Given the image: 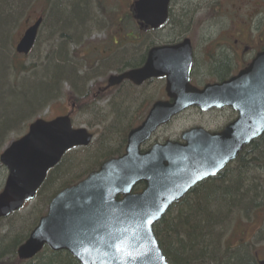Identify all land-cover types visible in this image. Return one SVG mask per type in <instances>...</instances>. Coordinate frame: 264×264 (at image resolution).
<instances>
[{
  "label": "water",
  "instance_id": "1",
  "mask_svg": "<svg viewBox=\"0 0 264 264\" xmlns=\"http://www.w3.org/2000/svg\"><path fill=\"white\" fill-rule=\"evenodd\" d=\"M170 0H138L136 19L153 29L167 18ZM39 19L17 46L28 54L35 43ZM190 42L152 49L145 65L111 76L107 88L124 80L141 85L158 77L167 79V96L158 102L142 125L127 138L126 153L112 159L79 184L58 193L47 214L17 249L21 261L36 257L44 247L67 252L79 264H168L153 227L198 183L214 177L253 140L264 134V52L237 77L199 91L191 87ZM189 107L202 111L231 107L237 120L220 133L193 129L183 134L185 145L167 142L145 154L140 147L156 130ZM93 136L73 129L70 115L52 121L38 119L28 133L13 141L0 156L7 171L0 193V219L32 202L47 174L74 148L87 147ZM145 183L141 194L135 186ZM122 196L121 200H117Z\"/></svg>",
  "mask_w": 264,
  "mask_h": 264
},
{
  "label": "trees",
  "instance_id": "2",
  "mask_svg": "<svg viewBox=\"0 0 264 264\" xmlns=\"http://www.w3.org/2000/svg\"><path fill=\"white\" fill-rule=\"evenodd\" d=\"M35 2L43 6L40 16H45L48 10L44 24L51 22V30L68 35L67 30L72 27L78 35L84 30V16L87 15L86 9L89 8L91 0H0V154L12 134L16 135L26 128L21 127L25 121L44 111L46 107H41L50 100L56 102L60 99L61 81H73L76 78L74 72L68 70L65 59L60 56H53L51 59L47 57L46 64H42L38 69L34 65L27 67L24 62L19 61L23 58L15 54L14 42H11V36L8 34L12 21L17 14L23 15L24 18ZM102 3L103 1H99V4ZM134 21L130 18L125 21L117 19L111 24L122 29L123 25L129 26L134 24ZM10 47L14 54L8 61L6 55ZM132 52L137 55L139 51L133 49ZM123 60L120 59V64ZM125 60L120 72L138 66V62L127 63L128 57ZM219 63L216 62L211 68L216 71ZM43 68V74L40 72L36 75L37 71ZM220 68L222 71L219 69V75L223 77L228 72L229 63L227 68V62L224 61ZM73 95L71 99L76 96ZM122 100L128 102L125 98ZM36 108L41 109L29 119L23 118ZM108 110L113 111L110 127L114 135L102 136L103 138L100 137L90 147L65 155L62 162L49 173L37 194L36 202L45 208V212L57 193L83 180L104 161L117 157L120 154L118 145L113 148L112 142L115 138L119 142L122 134V141L125 142L129 130L139 124L138 121L124 124L129 117V108L124 109L122 105L117 104L116 108L113 105ZM145 115L146 113H143V116ZM120 132L121 134H117ZM259 170L264 173V137L246 148L236 162L224 172L197 185L183 201L173 207L154 227L160 248L169 264H258L256 257L248 252H244V257L241 255L245 249L241 250V244H234V239L237 235L243 236L241 229L247 224L252 225L260 221L258 229L261 225L264 227V199L260 200V197L264 198V178L262 182L255 183ZM139 190L137 188L135 191ZM36 209L41 208L37 206ZM45 212L32 210L27 212L24 218L21 215L24 213H15L8 219L0 220L3 229L9 227L6 232H2L3 229L0 228V264H79L66 252L54 253L48 249L31 261L18 260V247L25 242ZM16 216L18 221L22 219L19 221L22 225L16 227L17 231L13 233L11 221ZM256 234H262V231H257Z\"/></svg>",
  "mask_w": 264,
  "mask_h": 264
},
{
  "label": "rangeland",
  "instance_id": "3",
  "mask_svg": "<svg viewBox=\"0 0 264 264\" xmlns=\"http://www.w3.org/2000/svg\"><path fill=\"white\" fill-rule=\"evenodd\" d=\"M99 1H103V3L99 4ZM248 1L251 5L254 4V1H250V0ZM132 2L133 0H91V3L89 2L88 4L90 10L92 11L91 14L93 17L96 18L99 17L98 19L99 23L95 21L96 25L90 24L91 34L83 39H78L77 41L78 43L82 42V45L78 47L74 45L68 46L67 44H61V47H58V52H57L55 48H57L56 46L59 44V42L54 38H50L51 33L49 32V30L52 27L51 22H48L43 26L45 28L42 29L35 50L32 52V54L29 57L19 59V61L22 63L24 62L26 66L34 65L36 68L39 69L41 68L40 66L42 64H46L45 62L47 60V57L51 59V57L53 56H59L61 53H63L64 48H69L70 49L69 51L72 53L73 51H76L72 56L73 59L72 62L71 59L68 58L69 60L67 59V64L69 65L71 71L74 72V75H76L75 81L77 82V84L70 80L61 81L60 95L58 94L60 96V99L56 102H53L49 107H46L44 111L39 113V115L35 116L33 119L25 121V123L22 124L21 127L22 128L26 127V128L23 131L17 133L16 135L12 134L11 138L9 139V142L6 143L5 147L8 144H10L12 140L17 139L22 135H24L27 132L29 124H31L36 119L41 118L44 120H52L53 118L65 115L68 112H70L72 105H74V107H77L75 100L72 101L68 99L70 95H73V93L75 94L80 90L82 94L83 92L85 93L88 90L91 93H98L95 87L98 86L99 88L105 87L108 78L119 72L118 69L122 68V66L117 67L113 65V63L115 62L120 63L121 62L120 59L121 58L124 59V56L125 59H127L128 55L131 53V50L133 48L130 47V44H128V42L123 43V39L126 34H124L122 30H118V28L113 26L111 23L113 21L115 22L117 19L119 20L124 19L125 16H127V14H129V7L132 4ZM200 2L202 4V9L204 8L206 11L205 13H203L204 9L202 11L200 10L201 12L198 11V4H199L198 0H173V3L171 5L172 14L175 15L177 14V16H174L171 19V24L176 28L174 29V31L185 33L187 38H189L192 41L193 46L196 48L198 59L202 57V51L204 49V46L205 47L212 46L213 44L211 45L207 43L214 40H216L215 42L217 44L218 43L222 44L223 42H225L228 43L229 45L235 44V42L238 40H243L248 44L254 45V47L252 48H259L264 45V13L263 12H260V14L259 12L252 13L253 8L251 9L250 7H248V5L246 6L242 5V7L245 6V8L241 16H238L233 13H228L226 15L220 9L218 10L219 11L218 13H215L214 12L215 10L213 11L214 4L212 7H210L211 5L210 0H200ZM237 2L244 3V1H237ZM36 4L37 2L33 4L34 5L33 8L27 11L24 19L21 21L22 25L19 26V28L17 26L15 32L11 33L12 35L14 34L13 39H15V42L11 37L12 39L11 42L13 41L14 45L17 44V42L23 35L25 29H27V27L30 26L39 17V14L41 13L43 6L40 4L37 5ZM219 5L220 4H218V6ZM47 12L45 13V17L47 15ZM57 15L58 14H56L55 17H57ZM218 15H222V16H218ZM215 20L218 21L221 25L214 22ZM241 21L243 22V24L240 23ZM213 22L214 24H212ZM208 25L214 27H216L217 25L218 27L210 29L207 27ZM124 26L125 25H123V27ZM129 31H133V30H129ZM67 32L69 31L67 30ZM135 32L137 33V30ZM162 33L161 34L158 33V35L157 34L152 35L151 38L152 37L156 38L157 36L160 39L161 38L163 39ZM59 34H62L61 31ZM49 42H52L53 46L55 47L53 48L54 54L47 56V53H49V49H50L48 44H51ZM238 47L240 46L238 45ZM105 50L107 51V53H105ZM57 53L60 54L58 55ZM115 53H116L115 55L116 58L114 60L111 61L109 59L106 60ZM248 53L249 52L246 51L245 53L242 54L241 57L236 58L235 65L233 66L231 65L232 66L231 73L234 74L235 72H237L239 69H241L243 66L247 64L248 59L249 60L251 59V58H247L248 57L247 55H249ZM12 54L14 53L10 47L6 55L8 61H10ZM227 55H229V51ZM61 58H63L64 60L65 55L64 57L61 56ZM125 59L123 63H121L122 65L126 62ZM138 60L139 58L136 57L132 59L131 62H137ZM44 69L45 68L40 69L41 71H37L36 75L40 74V72H42L43 74V71H45ZM74 70H76V72ZM203 70L204 67H196V71H195L196 73L194 76L195 84L203 85V84L216 82L214 81V79H206V78H204L203 79L204 81H202L201 73ZM86 79L88 80L87 82ZM128 88L127 87L118 88L116 90H112V92L110 90L108 93L109 94L108 97H106L104 101L100 104V107L102 109H105L104 113L102 114L95 115L92 114L90 111L87 113H82V112L80 113V110L77 108L78 110H76V112H74L72 116V123L74 127L84 128L89 130V132L95 134V141L102 136L103 137L113 136L114 132L111 130L110 127L113 111L108 110L110 106L114 105V108H116L118 104V105H122L124 109H128V108L130 109L129 117L126 121H124L125 125L126 123L128 124L131 121L133 122L138 121V123H140V121L144 117L143 113H145L146 109L150 106V104L157 99L160 100L164 98V83L157 82L140 90L138 89L132 90L130 88L131 89V90L129 89L130 92H128ZM131 91H132V95L130 96ZM124 98L128 102H122L123 101L122 99ZM78 107H80V105H78ZM39 109L40 108L34 109L29 115L25 114L23 118L26 120L29 119L35 113H37ZM106 116H109V118H107ZM231 119L232 116L223 111L212 112L205 115L198 113L196 111L187 112L183 114V116H181L179 119L171 123L169 126H167L166 128L161 129V131H159L156 134L155 140L173 139L178 135L180 136L182 132L187 131L194 127H202L210 132L219 131ZM117 134H121V132ZM122 137L120 138L119 142L115 138V140L112 142L111 147L116 148V145L119 146L121 143H123L124 141H122L123 140ZM263 178H264V173L259 170L257 172V177H256L257 182L255 183L258 184L262 182ZM5 179H6V172L2 167H0V191L3 188ZM37 206L38 208L41 209H36ZM32 210H38V211L42 210L43 212H45V208L37 201L33 206L22 211L24 215L23 214L21 215L24 218L25 214ZM21 220L22 219H20L19 221ZM19 221L17 216L12 218L11 227L12 230H14L13 233H16L17 231L16 227L22 225ZM258 222L256 224H252V225L247 224V226H244L241 229L243 236H239L236 234L237 237L235 235L236 238L234 239V244L236 243L241 244L240 247L241 250L245 249L242 252V254L240 253L243 257L245 255L244 252H248L249 254L255 256L257 261L264 262V239H262L264 236L260 238L256 234V232L260 229V228L258 229V225H259ZM0 228L3 229L1 226ZM8 229L9 227L8 228L4 227L2 232H6V230L8 231ZM248 253L247 255H249ZM249 263L246 262L244 264H249Z\"/></svg>",
  "mask_w": 264,
  "mask_h": 264
},
{
  "label": "flooded vegetation",
  "instance_id": "4",
  "mask_svg": "<svg viewBox=\"0 0 264 264\" xmlns=\"http://www.w3.org/2000/svg\"><path fill=\"white\" fill-rule=\"evenodd\" d=\"M198 1H199L198 11L201 12L204 8L202 9V4H201L200 0H198ZM237 1H244V3H240ZM250 1H254V4L251 5L248 0H210V3H211L210 7H212L214 4L213 11L215 10L214 11L215 13H218L219 12L218 10L220 9L226 15L228 13H233V14H236L238 16H241L246 5H248V7H250L251 9L253 8L252 13H256V12H259V14H260V12L264 13V0H250ZM218 4H220V5L218 6ZM242 5H245V6L242 7ZM203 12H206L205 9ZM169 15H172L171 10H170ZM218 16H222V15H218ZM214 22L221 25L216 20ZM214 22L212 24H214ZM240 23L243 24L242 21ZM207 27L210 29H213V28H216L218 26L216 25V27H214V26L209 25ZM137 29L140 30L141 32L136 33L135 29H134V32L128 31V35L125 37L127 39L129 38V40L132 42H129V41L124 42L123 41V43L128 42V44H130V46H132V47H134V46L139 47L142 42H147V53H145V54L142 53L140 55V57L143 56L142 59L144 60V63H145L147 56H148V54L152 48L157 47V46H166V47L176 46V45L182 44L185 40L188 39L191 42L192 58H193V65H192V70H191L190 82L193 86L200 88V89L204 88L207 84L198 85V84L194 83V76L196 73L195 72L196 67H204V70L201 73L202 81H204L203 79L206 78V79H214V81H216L214 83H223V82L229 80L233 76V73H231V69H232V66L235 65L236 58L241 57L242 54L247 51V52H249L248 53L249 55H247L248 57L247 56L246 57L253 59L254 57H256V55L258 53H260L264 50V47H263L264 45L259 47V48H252V47H254V45L248 44V43L244 42L243 40L236 41L235 42L236 45L235 44L229 45L228 43H225V42H223L225 44H223V43L217 44L215 42L216 40H214V41H210L209 43H207V44H211V45L213 44L212 46H206V47L204 46V49L202 51V57L198 59L197 53H196V48L193 46L192 41L189 38H187L185 33L176 32L173 30L172 32H170L168 34V36L166 38L160 39L157 36H156V38L155 37L151 38V36L155 35V34L158 35V33L161 34L164 28L163 29L161 28V30L158 33H153L152 30H150L148 27H145V28L144 27H137ZM174 29H176V28H174ZM238 45L240 47H238ZM228 51H229V55H227ZM250 60L248 59V62ZM224 61H225V63L227 62V68H228V63H229V69L227 70L228 72L223 77H220L219 69H220V71H222V69L220 67L224 63ZM216 62H220V63L218 64L219 66H217L218 68L216 69V71H214V69H212L211 67L215 66ZM143 64H139V65H143ZM160 80L165 83V79H155L153 81L155 82V81H160ZM127 83L128 82H125L124 84L127 85ZM121 86H119V87H121ZM116 89H118V87H116L113 90H116ZM99 91L101 93H103V89H100ZM195 111H198V110L195 109Z\"/></svg>",
  "mask_w": 264,
  "mask_h": 264
},
{
  "label": "bare ground",
  "instance_id": "5",
  "mask_svg": "<svg viewBox=\"0 0 264 264\" xmlns=\"http://www.w3.org/2000/svg\"><path fill=\"white\" fill-rule=\"evenodd\" d=\"M86 11H87V15H85L84 16V24H85V27H84V30L82 31V32H80V34H78L77 35V33H76V29H73L72 27H69L68 28V31H69V33H68V36H67V34L65 35V33L64 34H59V33H55L53 30H49V32L51 31V36H50V38H54L55 40H57L58 42H59V44L56 46L57 48H55L56 50H57V52H58V47H61V44L63 43V44H67L68 46H71V45H74V46H76V47H78V46H80V45H82V42H80V43H78L77 41H78V39H83V38H85V37H87V36H89L90 34H91V32H90V29H91V26H90V24H95L96 25V22L95 21H97V23H99V21H98V19H99V17H93L92 16V11L91 10H89V8H87L86 9ZM199 13V12H198ZM203 13H205V12H203ZM174 16H177V14L175 15V14H172V15H168L167 16V18H166V21H165V23L163 24V26H162V29H163V35H162V37H163V39L164 38H166L167 36H168V34L170 33V32H172L173 30H174V26L171 24V19H172V17H174ZM54 17V16H53ZM45 16H40L39 15V17L30 25V26H28L27 27V29L29 28V27H31L32 25H34L39 19H42V23H41V25H40V27H39V29H38V34H37V37H36V40H35V43H34V45H33V48L31 49V51L28 53V54H19V53H17V46H18V44H19V42L21 41V39L23 38V36H24V34H25V32L27 31V29H25V31H24V33H23V35L21 36V38L19 39V41L17 42V44L16 45H14V47H13V50H14V52H15V54L17 55V56H19V57H21V58H25V57H29L31 54H32V52L35 50V48H36V45L38 44V41H39V37H40V34H41V32H42V29L43 28H45V27H43L45 24ZM24 18H23V15H21V14H17L15 17H14V20L12 21V25H11V28L9 29V36H11L12 37V39H13V37H14V34L12 35L11 33L12 32H15V29H16V27L18 26V28H19V26H21L22 25V23H21V21L23 20ZM92 22V23H91ZM19 24V25H18ZM86 24H88V25H86ZM101 24V23H100ZM64 26V25H63ZM209 26V25H208ZM56 34H58V35H56ZM70 34H73V35H70ZM55 35H56V37H55ZM13 41L15 42V39H13ZM49 43H51V44H48L49 45V47H50V49H49V53H47V56H49V55H51V54H54L53 53V48L55 47V46H53V44H52V42H49ZM84 43V42H83ZM9 45V42H7V46ZM137 49V51H139V52H137V55H134L133 54V52H132V50H131V55L129 54L128 55V62L127 63H132L131 62V60L132 59H134V58H138V57H140V55L142 54V53H147V42H142L141 44H140V46L138 47V48H136ZM70 49L69 48H64L63 49V53H59L60 55V57L62 56V57H64V55H65V64L66 65H68L67 64V59L69 58V59H71V62H72V56H73V54L76 52V51H73V53L72 52H70L69 51ZM135 50V49H134ZM139 53V54H138ZM51 57V56H50ZM143 56H141V58H142ZM68 59V60H69ZM121 59H123V58H121ZM124 59H125V56H124ZM124 61V60H123ZM137 62H140V64H143L144 63V60L143 59H139ZM113 65H115V66H117V67H120V66H122V64H120V63H118V62H115V63H113ZM30 66H32V65H29V66H27V67H30ZM68 70H70V68H69V65H68ZM75 72H76V70H74ZM67 82H70V81H67ZM72 82H74V83H76V81H75V79L72 81ZM160 82H161V80H160ZM163 82V81H162ZM10 83V82H9ZM71 84V83H70ZM60 92V91H59ZM128 92H130V90L128 89ZM76 96H75V98L74 99H72V101L73 100H75L76 101V105H77V107L76 108H78L79 110H80V113L82 112V113H87V112H91L92 114H102V113H104V110L105 109H102L101 107H100V104L104 101V99L106 98V97H108L107 95H104V94H101V93H91L89 90L88 91H86L85 93L83 92V94L81 93V90L80 91H78L76 94H75ZM113 101V100H112ZM51 102H53L52 100H50L49 102H47L45 105H43L41 108H45V107H48L50 104H51ZM78 105H80V107H78ZM40 108V109H41ZM107 118H109V116H106ZM175 121V120H174ZM173 121V122H174ZM169 126V125H168ZM166 128V127H165ZM179 136V135H178ZM178 136L177 137H175V138H173V139H170V140H172V141H174V142H176L177 141V139H178ZM103 138V137H102ZM101 138V139H102ZM150 138H152V136L150 137ZM156 140H161V141H165V140H162V139H156ZM167 140V139H166ZM157 142V141H156ZM158 144H160L159 142H157ZM124 146H125V142H123V143H121L119 146H118V148H117V150H118V152H121L123 149H124ZM144 152V149H142V148H140V153H143ZM44 185V184H43ZM43 185H42V187H43ZM264 198L263 197H260V200H263Z\"/></svg>",
  "mask_w": 264,
  "mask_h": 264
}]
</instances>
